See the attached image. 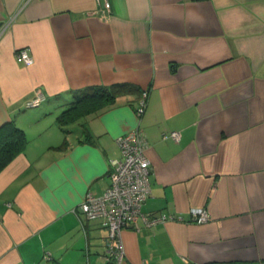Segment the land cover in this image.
Segmentation results:
<instances>
[{
  "label": "crops",
  "instance_id": "1",
  "mask_svg": "<svg viewBox=\"0 0 264 264\" xmlns=\"http://www.w3.org/2000/svg\"><path fill=\"white\" fill-rule=\"evenodd\" d=\"M108 1L102 18L96 0H0V127L26 138L0 171V264H106V230L80 203L135 127L142 212L182 220L124 228L122 264H264V0ZM116 84L135 90L60 121L74 92Z\"/></svg>",
  "mask_w": 264,
  "mask_h": 264
},
{
  "label": "built area",
  "instance_id": "2",
  "mask_svg": "<svg viewBox=\"0 0 264 264\" xmlns=\"http://www.w3.org/2000/svg\"><path fill=\"white\" fill-rule=\"evenodd\" d=\"M95 12L102 18H107L110 3L108 0H96ZM15 60L26 66L33 63L26 49H18ZM147 93L144 91L136 106L138 115L144 111ZM37 97L28 102L34 105L39 102ZM179 139L178 131H170L164 137ZM116 143L120 157L112 160L110 184L100 195L87 193L80 203L81 215L87 220H99L106 230L104 241L106 264H122L125 255L122 241V231L126 227L138 230L140 225L151 226L165 220H182L180 216L171 213H159L147 216L142 212V205L150 194L149 172L150 161L146 153L147 141L139 127L119 135ZM189 220L203 223L209 219V213L204 207H193L189 210ZM88 264V263H86Z\"/></svg>",
  "mask_w": 264,
  "mask_h": 264
},
{
  "label": "trees",
  "instance_id": "3",
  "mask_svg": "<svg viewBox=\"0 0 264 264\" xmlns=\"http://www.w3.org/2000/svg\"><path fill=\"white\" fill-rule=\"evenodd\" d=\"M135 90L127 84H116L110 87H87L78 92L79 97L59 115L62 122H72L96 106L111 103L125 91ZM77 94V95H78ZM26 138L23 132L11 122L0 127V171L23 150Z\"/></svg>",
  "mask_w": 264,
  "mask_h": 264
}]
</instances>
